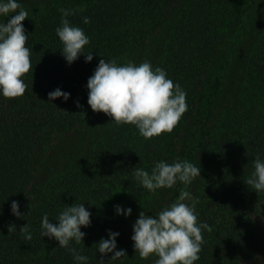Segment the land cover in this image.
<instances>
[{
  "label": "trees",
  "instance_id": "16d2710c",
  "mask_svg": "<svg viewBox=\"0 0 264 264\" xmlns=\"http://www.w3.org/2000/svg\"><path fill=\"white\" fill-rule=\"evenodd\" d=\"M20 3L28 11L22 23L32 70L23 77V96L0 97V264H74L58 241L41 237L40 223L45 213L57 223L59 212L75 202L92 213L91 225L81 228L83 242H73L89 257L87 264H101L97 243L108 229L120 233L117 249L127 256L107 261L109 253L103 264H154V257L141 259L133 249L132 225L141 211L155 215L173 203L184 185L151 193L132 178V169L151 172L156 161L177 157L200 167L187 190L198 198V221L212 226L203 232L195 264H264V192L245 183L255 157L264 159V5L250 27L256 0ZM60 8L76 10L68 19L90 37L84 51H92L91 62L81 55L68 65L61 55L55 32ZM85 16L90 23H83ZM112 58L119 64L149 60L187 92V111L172 132L145 140L134 125L117 127L103 112L92 111L87 80L100 59ZM56 88L70 98L49 102ZM83 131L85 141L68 149V139ZM13 200L24 214L31 208L30 214L13 216ZM117 204L131 207V215H117ZM26 223L31 241L19 232Z\"/></svg>",
  "mask_w": 264,
  "mask_h": 264
},
{
  "label": "clouds",
  "instance_id": "9594fccd",
  "mask_svg": "<svg viewBox=\"0 0 264 264\" xmlns=\"http://www.w3.org/2000/svg\"><path fill=\"white\" fill-rule=\"evenodd\" d=\"M75 11L60 8V24L55 29L62 45L61 55L68 65L81 55L86 63L93 59L92 51H84L90 37L68 19ZM0 17L4 18L0 21V97L15 99L26 93L28 86L23 77L32 70V50L25 47L29 37L22 23L28 17V11L20 0H0ZM5 18H8L7 22ZM83 23H90V18L83 17ZM85 87L88 90L87 104L93 112H103L117 127L134 125L145 140L172 132L188 108L187 92L168 77L165 69L154 68L149 60L139 64L128 60L119 64L116 58L100 59ZM70 96L69 92L56 88L48 93V100L62 98L66 102ZM75 103L78 108L82 107L79 101ZM253 165L254 170L245 183L258 194L264 192V159L257 155ZM200 171L199 166L179 157L171 163L156 161L151 172L142 167L132 169V178L151 193L171 189L178 182L184 185L173 203L165 205L155 215L141 211L133 223L132 247L141 259L154 257V264H195L200 259L203 232H211L212 226L198 221V198L187 190L194 179L200 177ZM10 209L13 216L22 219L31 212L30 208L27 214L22 213L16 200L11 202ZM114 210L126 218L132 213L131 207L124 208L119 204L114 205ZM91 215L85 203L76 202L59 212L55 218L57 223L51 222L45 213L41 218L40 235L58 241V246L71 254L74 264H87L89 257L73 246V242L76 245L83 242L86 233L81 228L91 225ZM14 229V224L8 227L9 232ZM19 232L24 240H32L28 223L20 227ZM119 235V232L108 229L107 238H101L97 243L101 264L109 253L112 255L107 261L127 256L125 249H117Z\"/></svg>",
  "mask_w": 264,
  "mask_h": 264
},
{
  "label": "rangeland",
  "instance_id": "374dc122",
  "mask_svg": "<svg viewBox=\"0 0 264 264\" xmlns=\"http://www.w3.org/2000/svg\"><path fill=\"white\" fill-rule=\"evenodd\" d=\"M263 5H264V0H256L255 5L253 6V8L251 9V12L249 13L248 16V20L250 22V27L254 26V24L258 21L261 13H262V9H263ZM198 123H193L189 129V133L187 136V140L190 141L192 138H194L195 136V130H197L198 127ZM87 132L88 131H83L81 133H78L77 135L71 137L68 139L67 141V148L68 149H72L74 147H78L80 146L84 141L85 138L87 136Z\"/></svg>",
  "mask_w": 264,
  "mask_h": 264
}]
</instances>
